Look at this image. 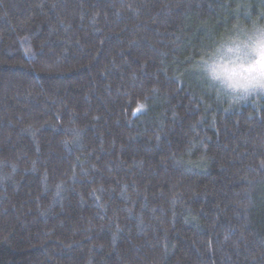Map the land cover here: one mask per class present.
Listing matches in <instances>:
<instances>
[{
	"label": "trees",
	"instance_id": "obj_1",
	"mask_svg": "<svg viewBox=\"0 0 264 264\" xmlns=\"http://www.w3.org/2000/svg\"><path fill=\"white\" fill-rule=\"evenodd\" d=\"M264 0H0V264H264V96L203 51Z\"/></svg>",
	"mask_w": 264,
	"mask_h": 264
},
{
	"label": "clouds",
	"instance_id": "obj_2",
	"mask_svg": "<svg viewBox=\"0 0 264 264\" xmlns=\"http://www.w3.org/2000/svg\"><path fill=\"white\" fill-rule=\"evenodd\" d=\"M197 71L231 106L264 96V20L220 36L201 54Z\"/></svg>",
	"mask_w": 264,
	"mask_h": 264
}]
</instances>
